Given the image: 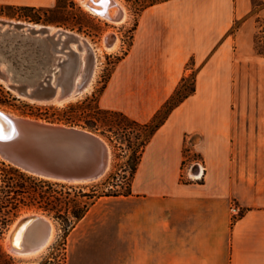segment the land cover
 <instances>
[{"label":"crops","instance_id":"0c3cea01","mask_svg":"<svg viewBox=\"0 0 264 264\" xmlns=\"http://www.w3.org/2000/svg\"><path fill=\"white\" fill-rule=\"evenodd\" d=\"M254 7V0H166L139 14L101 105L149 122L190 75L192 60L196 91L152 136L132 191L98 198L72 226L67 264H264V107L257 105L264 55L254 44ZM236 85L248 87L249 107L235 106ZM188 147L202 155L200 179L192 167L186 173V164L196 165Z\"/></svg>","mask_w":264,"mask_h":264},{"label":"water","instance_id":"95a60500","mask_svg":"<svg viewBox=\"0 0 264 264\" xmlns=\"http://www.w3.org/2000/svg\"><path fill=\"white\" fill-rule=\"evenodd\" d=\"M97 14L111 18L105 10ZM121 17L120 11L115 19ZM6 23L20 33L0 40V52L11 58L13 68L12 72L0 68V78L9 80L6 85L18 96L48 103L75 98L90 88L96 59L90 49L82 68L80 33L66 29L56 37L46 25L37 28L24 22L0 20V24ZM115 39L116 34L110 33L105 42L110 45ZM72 43H78L79 50ZM111 155L109 139L98 131L39 117L18 122L0 110V158L30 175L66 184L99 182L109 174ZM39 219L35 215L21 220L16 240L19 245L26 231L39 225Z\"/></svg>","mask_w":264,"mask_h":264},{"label":"rangeland","instance_id":"374dc122","mask_svg":"<svg viewBox=\"0 0 264 264\" xmlns=\"http://www.w3.org/2000/svg\"><path fill=\"white\" fill-rule=\"evenodd\" d=\"M123 1L128 8L129 18L124 23L119 24L109 21L93 12L92 10L88 9L84 6L83 3H81V0H61V5L59 7H40L37 10H27L13 5H0V17L29 22H39L45 25L54 24L68 30H73L84 36H87V38L94 44L98 52V66L96 68L94 80L91 84L92 87H90L87 91H85L78 97L73 98L72 100L61 105L55 103L32 101L28 98L18 96L14 90L9 88L6 83L2 79H0V105L13 109L21 113L23 116L39 117L49 121L72 124L64 120L57 119L56 117L58 116V114H55L53 116V113L57 109L62 110L71 103H77L81 100H84L87 96H93V93L99 92L105 81L109 77L111 78L114 67L120 61V59L124 57L132 44L134 37V27L139 18L140 5L149 2V0H140L139 2H137L136 0ZM256 2L258 4L255 5L253 13L257 15L256 17L258 19V16L260 14L257 13H259L260 9L264 7V3H261L263 2V0H257ZM244 20L245 18H241L235 23L233 28L234 31L244 23ZM258 24L259 23L257 21L253 36L254 44L256 33L258 31ZM120 29L122 31V34L120 33V35L124 45L122 49L118 47L116 50H108L104 47V45L102 48V44H98V39L104 40L103 43H105L108 33H112L115 31L117 32L120 31ZM1 54L3 53L0 52V55ZM6 59L8 60L9 64L10 62H12L10 57H6ZM190 67L193 68V70L190 71V75L188 76L185 85L181 90V93L185 92L186 89H191L193 78L194 76H196L198 67H196L193 60L190 61ZM234 88L236 96H238V98L240 96V100L238 99L234 102L235 106L249 107L248 87L246 85H236L234 86ZM257 105L258 107H264V101H257ZM46 115H52L53 117L46 118ZM94 131L102 133L99 130ZM104 135L109 139L112 146V159L110 165L111 168L108 176L99 182L88 184H68L75 187L78 195H76V192L73 191L72 196L76 197L81 203H84L85 200H88V197L81 195L80 191L90 192L92 189H98V193H101L104 190H108L113 180V178L111 177L112 173L119 172L122 176L125 175L126 178L124 179V181L126 182L130 178L131 165L133 162L131 159V155L133 151L128 146L127 139H124L125 150H122L115 145V142L111 141L109 136H107L106 134ZM195 138L196 136H192L190 139L194 140ZM187 154L188 163L194 162L196 165L190 166L189 164H186V173L188 174V170L192 167V173L196 174L199 168V162L202 161V155L199 151H190V147H188ZM3 162L4 161L0 158V184L3 183L5 185L8 183H5L3 181V167L5 166ZM8 169L9 168H7V170ZM8 171L5 172L8 174L7 180L9 181V176L11 175V173ZM184 179H187V177H184ZM10 181L12 186L14 187L10 188L12 190L9 191V195H7L5 199H3L4 201L0 202V264H23L25 262H33L36 264H67L68 234L72 228V224H69L66 219V215L68 212H64V214L58 215L54 211L47 210L43 203L39 202V199L31 197L29 192L18 193L17 191H15V185L17 186V184L23 182L24 184H26V186H30L29 181L16 177H13L12 179H10ZM93 199H96V197H94ZM29 211L41 212L45 215L50 216L56 224L57 231L54 240L49 244L44 252L34 257L22 258L9 251L6 245V239L7 234L15 220L22 214ZM69 215L71 216V218H74L72 212L70 211ZM5 216L7 217L6 219H4Z\"/></svg>","mask_w":264,"mask_h":264},{"label":"trees","instance_id":"16d2710c","mask_svg":"<svg viewBox=\"0 0 264 264\" xmlns=\"http://www.w3.org/2000/svg\"><path fill=\"white\" fill-rule=\"evenodd\" d=\"M139 2L140 0H136ZM166 0H149L148 3H143L140 5V13L146 9L148 6L163 2ZM257 0H254L255 5L258 3ZM261 3H264L261 2ZM61 5V0L55 6H46L48 8L59 7ZM19 6L27 10H37L38 6L31 5H13ZM43 7V6H41ZM139 13V14H140ZM258 31L255 37V48L258 53L264 55V16H258ZM138 20L134 27L136 29ZM188 78V77H187ZM186 77L183 78L179 86L177 87L174 94L166 101L164 106L155 114L153 119L149 122H141L136 118L131 117L126 112L118 109L106 108L103 107L100 103V96L105 90L110 77L105 81L102 88L98 93H93V96H87L84 100H81L77 103H71L65 108L57 109L54 113L58 114L57 119L64 120L68 123L81 125L83 127L99 130L102 133L109 136L112 142H115V145L124 149V143L127 139L128 146L132 149L133 153L131 155L132 165L130 178L126 182L124 179L126 176H122L119 172L112 173L111 177L113 178L110 187L108 190H104L101 193H98V189H92L90 192H81V195L88 197V200H85L84 203L79 202V200L72 196L73 191H76L73 185H68L66 183H59L48 179L39 178L33 175H30L19 168L11 165L5 164L3 167V181L8 184H0V202L4 201L5 197L9 195L10 188L14 187L11 184L10 179L13 177L21 178L23 180L29 181L30 186L26 184L19 183L17 184L16 190L18 193L29 192L30 196L39 199V202H42L45 208L49 211H54L58 215L68 212L66 219L69 224L72 226L81 219L90 207L97 201L98 198L106 195H121L128 194L132 191V180L136 174L139 163L142 159L144 150L151 140L154 133L166 122L169 115L172 111L187 97L192 95L196 91V76L193 78V83L191 89H186L185 92L181 93L182 88L185 85L187 80ZM63 112V113H62ZM52 115H46V118H52ZM7 168H9L7 170ZM8 171L11 173L9 176V181L7 180L8 174L5 172ZM9 173V174H10ZM8 186V188H7ZM14 190V189H13ZM96 197V199H93ZM1 207V206H0ZM69 211L72 212L74 218H71ZM7 217L5 216L4 219Z\"/></svg>","mask_w":264,"mask_h":264},{"label":"bare ground","instance_id":"6f19581e","mask_svg":"<svg viewBox=\"0 0 264 264\" xmlns=\"http://www.w3.org/2000/svg\"><path fill=\"white\" fill-rule=\"evenodd\" d=\"M81 1H82L81 3H83L85 7H87L88 9L92 10L95 13H98V11H104V10L107 11V13L111 16V18H106V16L104 14L102 17L109 20V21H112V22L119 24V23H124L129 18V11H128V8H127V6L123 0H101V1H103V3L101 2L100 4H99L100 0H81ZM120 11L122 12V17L119 20H116L115 18ZM0 20L24 22L26 24L34 25L37 28H42L43 26H45V24L39 23V22H29V21H23V20H18V19L17 20L16 19H8V18H4V17H0ZM46 26H48L50 28L49 33L55 34L56 37L59 36L60 30H63V31L66 30L63 27H60V26H57L54 24H49ZM67 31H69V30H67ZM14 32H19V30L10 28L8 23L0 24V39H2L4 36L13 34ZM112 33L116 34V39L114 40V42L110 45H108L106 42L103 43L104 47L108 50H116L120 46V37H119L120 35L118 36L116 31L112 32ZM109 34L110 33H108L107 36ZM63 37H65V34L63 35ZM79 42L82 45L80 50L78 49V43H72V47L79 50V57H80V60L82 62V68L84 69V67L86 66L87 57L89 55L90 49H92V51L95 55L96 68H97V66H98V64H97L98 52H97V49L94 46V44L87 38V36H84L82 34L80 35ZM7 59L3 54L0 55V68H2L3 70H7L9 68L12 72L13 68L10 67V64L8 63ZM10 63H12V62H10ZM82 73H83V71H81V73L78 75L77 82L80 81V79L82 77ZM95 73H96V71H95ZM94 76H95V74H94ZM5 82H6V84H8L9 80L5 81ZM91 83H92V81L90 82V85H89L90 87H92ZM72 99H73V97L66 99V100H56L54 102H48V103H55V104L61 105V104H65L66 102H68ZM32 101H34V100H32ZM0 110L4 111L11 118H13L14 120H16L18 122L22 121V120L32 119V117L23 116L21 113L15 111L13 109L7 108L5 106H2V105H0ZM111 159H112V155L110 157V165H111ZM35 215L40 218L39 219V225L35 226V227L33 226L32 228H29L28 231H26V236L24 237L23 242H21V245H19V243L16 242V240H17V234H18L19 230L21 229L20 228L21 220L23 218H32ZM56 231H57L56 230V224L50 216L45 215L41 212L29 211V212H26V213L22 214L21 216H19L15 220V222L12 224V226H11V228L7 234L6 245H7V248L9 249V251L14 253L18 257H22V258L34 257V256L41 254L42 252H44L47 249L49 244L54 240V238L56 236ZM23 264H36V263L25 262Z\"/></svg>","mask_w":264,"mask_h":264},{"label":"built area","instance_id":"2783aa9c","mask_svg":"<svg viewBox=\"0 0 264 264\" xmlns=\"http://www.w3.org/2000/svg\"><path fill=\"white\" fill-rule=\"evenodd\" d=\"M206 170V166L203 164V162H199V168L196 174H194L193 177L195 178H202Z\"/></svg>","mask_w":264,"mask_h":264}]
</instances>
